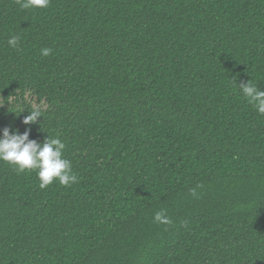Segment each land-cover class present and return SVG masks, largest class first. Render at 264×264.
I'll list each match as a JSON object with an SVG mask.
<instances>
[{
  "label": "trees",
  "instance_id": "1",
  "mask_svg": "<svg viewBox=\"0 0 264 264\" xmlns=\"http://www.w3.org/2000/svg\"><path fill=\"white\" fill-rule=\"evenodd\" d=\"M248 81L264 91V0H0V136L58 137L78 177L40 189L0 161V264H264Z\"/></svg>",
  "mask_w": 264,
  "mask_h": 264
},
{
  "label": "clouds",
  "instance_id": "2",
  "mask_svg": "<svg viewBox=\"0 0 264 264\" xmlns=\"http://www.w3.org/2000/svg\"><path fill=\"white\" fill-rule=\"evenodd\" d=\"M16 2L22 9L47 8L50 4V0H16ZM7 44L10 48H17L20 44V37L16 35L11 36ZM52 51L51 48L47 47L40 49V53L43 56L50 55ZM239 88L248 103L259 114L264 115V91L260 90L256 84L250 81L239 85ZM41 116L42 114L39 109H33L29 115L24 117L22 122L25 125L33 124ZM29 137L30 129H26L23 133H20L18 129L4 128L2 136H0V161L13 165L17 173L35 170L40 189L49 187L56 180H58L60 185L65 187L78 183V177L73 173L71 161L64 158L66 144L61 139L48 135L40 143ZM199 187L201 185L190 189V194L193 197L198 198L196 189ZM153 222L163 225L172 223L164 209L154 214Z\"/></svg>",
  "mask_w": 264,
  "mask_h": 264
}]
</instances>
